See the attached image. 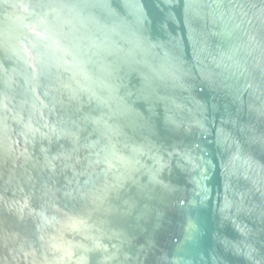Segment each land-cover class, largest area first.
Returning <instances> with one entry per match:
<instances>
[{"label":"water","instance_id":"1","mask_svg":"<svg viewBox=\"0 0 264 264\" xmlns=\"http://www.w3.org/2000/svg\"><path fill=\"white\" fill-rule=\"evenodd\" d=\"M0 264H264V0H0Z\"/></svg>","mask_w":264,"mask_h":264}]
</instances>
